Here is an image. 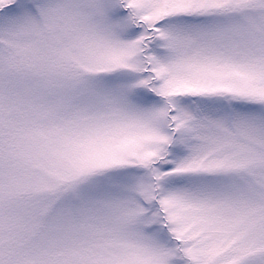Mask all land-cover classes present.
<instances>
[{
    "label": "snow or ice",
    "instance_id": "obj_1",
    "mask_svg": "<svg viewBox=\"0 0 264 264\" xmlns=\"http://www.w3.org/2000/svg\"><path fill=\"white\" fill-rule=\"evenodd\" d=\"M0 264H264V0H0Z\"/></svg>",
    "mask_w": 264,
    "mask_h": 264
}]
</instances>
